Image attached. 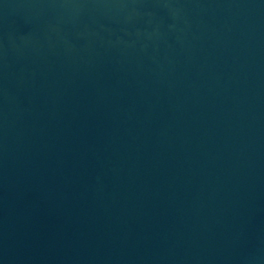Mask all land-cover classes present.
<instances>
[{
  "label": "water",
  "instance_id": "water-1",
  "mask_svg": "<svg viewBox=\"0 0 264 264\" xmlns=\"http://www.w3.org/2000/svg\"><path fill=\"white\" fill-rule=\"evenodd\" d=\"M0 264H264V0H0Z\"/></svg>",
  "mask_w": 264,
  "mask_h": 264
}]
</instances>
